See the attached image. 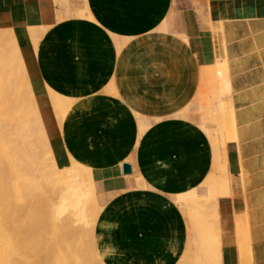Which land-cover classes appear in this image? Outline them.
Returning a JSON list of instances; mask_svg holds the SVG:
<instances>
[{"label":"crops","instance_id":"0c3cea01","mask_svg":"<svg viewBox=\"0 0 264 264\" xmlns=\"http://www.w3.org/2000/svg\"><path fill=\"white\" fill-rule=\"evenodd\" d=\"M0 31L57 166L83 167L109 196L87 264H264V0H0ZM49 91L72 102L61 121ZM200 189L210 199L188 204Z\"/></svg>","mask_w":264,"mask_h":264},{"label":"bare ground","instance_id":"6f19581e","mask_svg":"<svg viewBox=\"0 0 264 264\" xmlns=\"http://www.w3.org/2000/svg\"><path fill=\"white\" fill-rule=\"evenodd\" d=\"M218 23L220 24L219 21ZM220 28L216 30L219 31ZM17 60L21 61L19 86L13 74H9L3 89H0V119L6 122L5 128L0 126V132L3 134L0 136V264H87V250L81 242L86 236L91 239L98 213H90L87 210L80 194L77 164L72 162L70 167L65 168L57 166L31 91L28 80L30 78L27 77L23 61ZM219 67L220 90L213 102L212 114L217 125L222 153L225 155V127L229 126L231 141L235 139L234 123L232 109L227 101L224 103L229 91L226 70ZM10 68L13 70L10 66L6 69L10 72ZM3 79H6L4 75ZM22 86L26 90V105L20 103L19 106ZM49 97L53 114L60 121L72 102L51 91ZM6 104L10 106L11 111H5ZM35 135L41 139V142L38 141L41 151L36 149ZM48 167L50 171L47 172ZM85 172L89 183L92 184L89 172L86 169ZM18 181H21L20 188L16 185ZM22 184L29 187V193L23 191ZM62 184L64 185L60 186ZM16 193L24 200L22 207H13ZM90 202L93 211L98 209L91 196ZM23 212L26 219H23ZM229 223L231 225V222ZM71 233L73 236L78 235L77 240L66 241ZM231 233L228 234L229 239Z\"/></svg>","mask_w":264,"mask_h":264},{"label":"rangeland","instance_id":"374dc122","mask_svg":"<svg viewBox=\"0 0 264 264\" xmlns=\"http://www.w3.org/2000/svg\"><path fill=\"white\" fill-rule=\"evenodd\" d=\"M17 59H21V58H19V52L17 49V45L14 41L12 34L9 32H6V31H0V72H1L0 89H3V85L7 82V76H9V74H11V75L13 74L14 79H16V84L19 86V79L20 78L18 77V75L21 73V71H20L21 61L17 60ZM7 64H9V65H7ZM7 66L13 67V70H11V68H10V72H9V69H6ZM3 75L6 77L5 80L3 79ZM20 90L22 92H21L20 101H18V105L19 106H21V104L26 105V98H27L26 97L27 96L26 90H25V88H23V86L20 88ZM7 91H9V89ZM24 93H25V95H24ZM1 95L5 96L6 94H1ZM8 110L11 111V108L8 104H6L5 111H8ZM60 121H61V119H60ZM227 123H229L228 120H227ZM0 126H3L4 128L6 127V122L2 118L0 119ZM225 129L227 132V135H226L227 142H229L231 139V135L229 133L230 132L229 126L225 127ZM0 136H3L2 132H0ZM34 138L36 139V142H37V144H35L37 146L36 149H38V151H41V149H42L41 145L38 146L39 142H41V139L37 135H35ZM218 139H219V143H220L219 135H218ZM220 147H221V145H220ZM221 150H222V147H221ZM224 161H226V160H224ZM49 169L50 168L48 167L47 172L50 171ZM18 175L21 176L20 174H18ZM77 179H78V189L80 191V194L83 197L84 202L86 203L87 210L90 213H93V212H95L96 214L99 213V211L101 210V208L103 207V205L105 204V202L107 201L109 196H107L106 193L102 192L99 189V185L96 184L93 181V179H92V184L89 183V179L87 177V172H85V169H83V167H81L79 165H77ZM19 182H21V181H18L16 183V185L20 188ZM63 185L64 184H62L60 186H63ZM22 186L24 189L23 191H26V193H29V187H25L26 185L24 186L23 184H22ZM209 195H210L209 193H205V194L201 193V189H200V191L198 190L197 192L194 193L193 197H192V195L187 196L186 201L188 204L191 203L193 198H195L194 199L195 201H196V198H198L197 201H206V200L210 199L211 196H209ZM213 195L216 196V194H213ZM90 196L92 197V199H94V202H96V204L98 206V209H96L94 211L90 207L91 206ZM23 202H24V200L20 196V194L16 193V197H14V199H13V207L14 208L15 207L16 208L22 207ZM193 209L200 210V208L198 206H197V208H188V211H189L188 213L191 214ZM23 213H24L23 219L24 218L26 219L27 218V217H25L26 214H25V212H23ZM201 230L204 232L205 228H203L201 226ZM77 238H78L77 234H74V236H73V234L71 233L68 236V238H66V241L73 242V239L77 240ZM90 243H91V241H90L89 236L84 237L83 241L81 242L82 246L86 247V250H87L86 255H89V253L91 251L90 250ZM204 243H205V240H204ZM204 248H205V245H204ZM91 264H94L93 261H91Z\"/></svg>","mask_w":264,"mask_h":264},{"label":"water","instance_id":"95a60500","mask_svg":"<svg viewBox=\"0 0 264 264\" xmlns=\"http://www.w3.org/2000/svg\"><path fill=\"white\" fill-rule=\"evenodd\" d=\"M131 167H130V165H128V164H123L122 165V174L123 175H130L131 174Z\"/></svg>","mask_w":264,"mask_h":264}]
</instances>
